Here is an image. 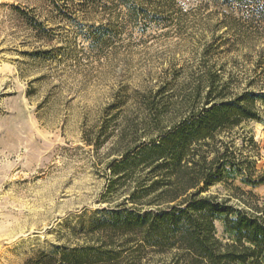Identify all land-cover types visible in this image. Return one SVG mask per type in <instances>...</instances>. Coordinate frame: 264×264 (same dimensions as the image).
Here are the masks:
<instances>
[{"label":"rangeland","instance_id":"374dc122","mask_svg":"<svg viewBox=\"0 0 264 264\" xmlns=\"http://www.w3.org/2000/svg\"><path fill=\"white\" fill-rule=\"evenodd\" d=\"M259 4L0 0V264L92 241L83 223L136 206L131 193L146 174L114 173L117 160L210 97L253 90L264 120ZM220 136L264 174V121ZM231 182L203 194L246 208L264 200V183ZM174 253L147 247L142 264H170Z\"/></svg>","mask_w":264,"mask_h":264},{"label":"trees","instance_id":"16d2710c","mask_svg":"<svg viewBox=\"0 0 264 264\" xmlns=\"http://www.w3.org/2000/svg\"><path fill=\"white\" fill-rule=\"evenodd\" d=\"M257 9L263 13L264 5ZM212 97L113 165L114 173L146 171L131 193L136 206L103 210L102 218L82 225L92 241L40 249L26 264H142L147 247L175 250L170 264H264V200L247 201L246 208L203 194L219 183L235 186L236 178L253 187L264 183L255 164L220 136L245 120L264 121L258 96L247 90L210 104ZM242 193L256 197L251 190ZM216 220L227 241L217 236Z\"/></svg>","mask_w":264,"mask_h":264}]
</instances>
